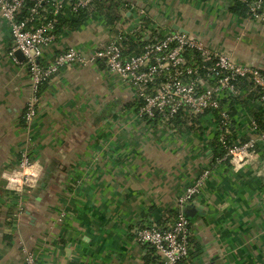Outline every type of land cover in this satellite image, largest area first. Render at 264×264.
I'll return each instance as SVG.
<instances>
[{
    "label": "crops",
    "instance_id": "0c3cea01",
    "mask_svg": "<svg viewBox=\"0 0 264 264\" xmlns=\"http://www.w3.org/2000/svg\"><path fill=\"white\" fill-rule=\"evenodd\" d=\"M119 2L143 9L165 33L195 36L264 71V20L232 12L238 0ZM136 9L126 13V28ZM97 23L65 31L51 52L105 44L109 30ZM12 46L0 15V181L28 149L40 182L31 194L2 193L0 264H24L25 250L40 264H159L137 231L173 225L179 196L206 171L189 205L200 209L189 219L202 250L184 263L264 264V166L214 164L217 133L206 114L177 127L147 120L136 89L95 65L62 69L48 81L36 119L23 128L31 80Z\"/></svg>",
    "mask_w": 264,
    "mask_h": 264
},
{
    "label": "built area",
    "instance_id": "2783aa9c",
    "mask_svg": "<svg viewBox=\"0 0 264 264\" xmlns=\"http://www.w3.org/2000/svg\"><path fill=\"white\" fill-rule=\"evenodd\" d=\"M96 1L100 0H0V14L13 40L10 55L16 60L14 54L17 51L23 53V63L31 80V95L26 105L28 126L37 117L40 90L45 82L65 68L103 65L136 89L137 98L142 102L141 117L170 127L171 121L182 112L193 116L206 114L227 150L225 158L219 162H229L235 170L255 163L264 166V129L250 114L255 109L261 112L264 126V71L259 67L243 64L233 55L215 50L195 36L165 33L154 22L147 27L146 19L150 18L145 11L127 3L122 5L124 17L128 10L136 9L131 27L123 29L119 26L120 34L107 27L109 34L105 44L70 47L62 53H52L58 40V21L48 17L63 12L71 18L81 9L92 10ZM241 2L251 7L256 18L264 20V0ZM95 14L88 24L98 22ZM123 35L135 38L136 42L147 38L149 42L144 46V52L125 57ZM189 51L197 53L203 64H190L186 56ZM241 79L251 82L252 91L239 87ZM254 91L257 98L250 100ZM232 103L244 107L235 118L231 112ZM232 125L237 126L239 132L234 144L228 146L229 126ZM37 167L30 150L21 152L18 166L5 174L6 191L10 195L31 194L40 182ZM209 173L204 172L179 196L177 220L173 225L137 231L138 243L151 247L161 257L159 264H180L189 257L193 239L185 208L196 199ZM17 210L20 212L22 208ZM24 253V264H40L34 252L25 250Z\"/></svg>",
    "mask_w": 264,
    "mask_h": 264
},
{
    "label": "trees",
    "instance_id": "16d2710c",
    "mask_svg": "<svg viewBox=\"0 0 264 264\" xmlns=\"http://www.w3.org/2000/svg\"><path fill=\"white\" fill-rule=\"evenodd\" d=\"M255 1L256 0H249V2H251V3L255 2ZM122 5H121V2H119V0H100V1H96L94 3V8L92 10L81 9L77 14H75L71 18H67L65 16V14L63 12H61L60 14H58L56 16H54V15L49 16L48 19L49 20L57 19L58 24L56 26V34H57L58 38L60 36H62L65 31H68V30L79 31L82 28H84L90 22V20L92 19V15L94 13H96L95 16L97 17L99 23H102V25H104L106 27L112 28L111 32H113L115 34H120V32L117 30L118 27L123 26V29L126 28L124 23H123V21L126 19V17L123 16L124 10H122L123 8H121ZM232 12H234L236 15L242 16L244 18L254 17V14L251 10V7L248 4L242 3L241 0H238L236 5L233 7ZM259 12H262V11L260 10ZM151 22L152 21L150 19H146L145 25L147 27H151V24H152ZM155 35H156V33L153 31V36H155ZM123 38H124L123 44H124V48H125L124 56L127 58L136 56L138 54H142L144 52V46L149 42V40H147V38H144V41H141V40L138 41L139 40L138 39L137 42H136L135 38H132L129 36L123 35ZM60 53H62V52H60ZM186 56L189 59L190 64H192V65H194V63H197L198 65L203 64L202 60L199 58V55L193 51L187 52ZM193 56H195V57L193 58ZM238 84H239L240 88L252 91L253 86L249 80L241 79ZM47 85H48V81L42 85L41 90H40V97L42 96V93H43V91ZM257 95H258L257 92L254 91L252 93V95L249 96V99L250 100L255 99V98H257ZM247 101L250 103L249 100H247ZM141 105H142V102L140 100H138V102H137L138 111H139V108L141 107ZM242 108L244 109V107L242 105H238L237 103L236 104L232 103L231 112H232L233 118H235L237 116V113L239 111H241ZM27 112H28V109L25 106V108L22 112V116H21V126L23 128H27L29 125V123L27 122ZM253 117L257 120V122L260 124V126L264 129L262 117L256 113L253 114ZM188 120H191V121L195 120V121L199 122L201 120V117L195 118L189 112H182L175 120L171 121V124H169V125H170V127L171 126L177 127L180 125L185 126V125H187L186 123H188ZM229 130H231V135L228 136V146H232L234 144V142L236 141V136L233 134V131H232L233 127L232 126H229ZM212 148H213V155H214V157H213V163L214 164L225 158V156L227 154V150L224 147V145L220 142V136L218 134L216 135V137L213 141ZM30 155H31V153H30ZM20 158H21V155H20ZM20 158H19V160H20ZM177 215H178V212L176 214L175 221L177 220ZM164 228H166V227H164ZM192 244L194 247V251L192 253H190L189 256H196L201 252L202 249L200 246L195 244V242H193V240H192ZM184 261L181 262L180 264H185Z\"/></svg>",
    "mask_w": 264,
    "mask_h": 264
},
{
    "label": "water",
    "instance_id": "95a60500",
    "mask_svg": "<svg viewBox=\"0 0 264 264\" xmlns=\"http://www.w3.org/2000/svg\"><path fill=\"white\" fill-rule=\"evenodd\" d=\"M15 57H17L21 62L25 60V57L21 51H17L15 54ZM8 182L7 180H1L0 181V204H5V200L2 198V193L6 191ZM200 209L198 208H193L192 206H187L185 208V215L188 218L194 217L197 212H199Z\"/></svg>",
    "mask_w": 264,
    "mask_h": 264
},
{
    "label": "clouds",
    "instance_id": "9594fccd",
    "mask_svg": "<svg viewBox=\"0 0 264 264\" xmlns=\"http://www.w3.org/2000/svg\"><path fill=\"white\" fill-rule=\"evenodd\" d=\"M27 171V170H26Z\"/></svg>",
    "mask_w": 264,
    "mask_h": 264
}]
</instances>
